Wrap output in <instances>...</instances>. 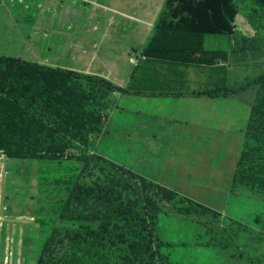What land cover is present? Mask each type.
<instances>
[{"label": "trees", "instance_id": "16d2710c", "mask_svg": "<svg viewBox=\"0 0 264 264\" xmlns=\"http://www.w3.org/2000/svg\"><path fill=\"white\" fill-rule=\"evenodd\" d=\"M239 11L236 0H165L126 88L103 77L0 55V153L10 160L59 166L69 161L77 178L72 186L64 184L67 192L57 201L54 213L49 206L43 207L49 197L38 201L36 223L45 229L46 241L36 264H165L157 257L159 239L150 217L161 207L147 212L152 206L149 194L159 190L155 197L169 203L176 195L98 156L110 121L108 98L116 93L127 98L175 96L173 73L186 77L192 68L227 80L224 66L232 58L237 64L241 51L257 50L261 40L258 14L253 15L258 35L252 40L235 39L234 48L226 50L214 40L235 35ZM212 42L217 44L212 47ZM253 84L258 90L249 121L242 133L235 134L243 148L232 189L263 196L264 209V75ZM226 90L195 89L192 95L216 99ZM160 135L153 129L144 136L149 137L147 143H155L161 141Z\"/></svg>", "mask_w": 264, "mask_h": 264}, {"label": "rangeland", "instance_id": "374dc122", "mask_svg": "<svg viewBox=\"0 0 264 264\" xmlns=\"http://www.w3.org/2000/svg\"><path fill=\"white\" fill-rule=\"evenodd\" d=\"M236 4L239 5L240 12L245 18L251 17L252 24L253 15L258 14L255 20L261 29L256 28L260 30V36L264 39V0H236ZM27 22L32 24L30 21ZM126 24L128 25V23L115 22V27L122 29V32L117 36V44L120 46L133 43L130 37V27L129 25L126 27ZM236 24L239 35H244L240 29L241 23ZM47 33L49 30H44L40 35ZM216 41H225L228 43L227 48H231L229 37H220ZM139 44L140 41L138 40L134 45L139 46ZM211 45L213 47L215 42H212ZM103 46L106 44L103 43ZM145 47L142 48L141 52ZM4 48V46H0L1 55L14 56L9 52L10 49L3 50ZM263 50L264 48H260L254 56L258 62L251 63L250 70L244 72L243 80L248 79L249 84L264 75V56L261 54ZM61 55L66 56V54H54V60L51 63H43L39 66L44 68L58 67L70 71L65 68V65L59 63L58 57ZM47 56V53L43 54V57ZM241 56V60H246V55L241 54ZM19 58L32 64H40L37 61L27 59L26 56ZM241 79L242 76L239 75L238 80L241 81ZM220 80L222 78L219 76L211 78L198 76L192 81V86L215 85ZM123 87L125 84L121 86V88ZM254 88L255 86L252 85L249 92L245 94L233 89L234 93L227 96L228 101L231 102L229 115L232 119L237 120L241 116L248 117L249 112L244 108L245 102L242 100L250 96V107H252L251 96ZM109 98L108 100H110ZM168 101L164 100L162 106H165ZM149 105H151V101L146 99L142 107L134 114H130L133 117L128 124L123 122L121 114L117 115L116 121L107 128L106 143L103 145V151H99L98 154L110 164L174 190L208 210L220 209L237 215L246 213L244 222L256 227L258 233L260 225L256 215L259 213L264 217L263 199L258 195L233 191L232 179L229 176L230 169L235 163L234 159H238L239 151L241 152L243 148V145L235 140V133L227 131L224 135L223 144L204 141L185 145V140L177 141L170 137L173 136V133L176 135V123H173L171 127L166 128L165 133L160 135V142L147 143L149 137L138 135L137 129H134L136 122L134 116L139 115L141 117L139 122L142 125V111L145 106ZM181 131L184 135L183 127H181ZM229 137H232L231 140L228 139ZM210 138L213 140L214 136ZM128 139L132 140L133 143L129 144ZM60 164L62 165L59 166L57 162L34 163L30 160H7L6 194L9 191V194L13 195L15 203H19L21 206L33 205L36 210L35 202H42V198L47 196L49 197L47 201H50V209L54 213L57 201L63 198L67 192L64 184L68 182L72 186V183L77 179L69 161H63ZM20 168L22 170H19ZM33 168H36L34 173H32ZM58 182L62 183L60 187H57ZM237 208L242 209L237 210ZM195 210L200 213H194L193 217L190 218L178 216L171 209H162L157 214H150L159 239L157 242L159 254L167 264H213L210 262L213 253L215 252L217 258L220 257L222 247H219L220 243L217 244L215 239L217 237V231L214 229L216 220L210 213H203V208ZM53 218L51 225H53ZM36 232L41 234V237H37L35 240L30 237V239L35 242V250L41 252L46 241L43 238L45 229ZM6 234L7 229L4 231V237ZM250 235L251 231L247 230L242 234L241 239Z\"/></svg>", "mask_w": 264, "mask_h": 264}, {"label": "crops", "instance_id": "0c3cea01", "mask_svg": "<svg viewBox=\"0 0 264 264\" xmlns=\"http://www.w3.org/2000/svg\"><path fill=\"white\" fill-rule=\"evenodd\" d=\"M164 1L0 0V46L5 47L3 50L10 49L9 52L15 57L20 54L19 57L26 56L27 59L41 64L51 63L54 54H66L59 56L58 59L68 70L101 76L117 86L128 85L133 59L138 58L142 48L152 37ZM237 21L241 23L240 29L245 35L253 36L254 30L245 18L239 15ZM115 22L128 23L132 44L124 46L117 44V36L122 29L115 27ZM128 25L126 24V27ZM44 30H49V33L40 35ZM138 40L139 46L134 45ZM103 43L106 46L102 47ZM220 45L225 47V50L228 47L225 41H220ZM44 53L48 56L43 57ZM246 63L241 60L239 65H247ZM238 69L243 70L244 66ZM230 71H233V67ZM199 73L204 75V72ZM206 73L211 75V72ZM221 74L224 75V72ZM194 77V70L187 72L186 77L173 73L176 90L175 96L169 98H112L113 110L109 111L110 121L107 128L116 121L119 114L124 123H130L133 117L130 114H134L148 99L151 105L145 106L142 111V125L139 122L141 117L134 116L136 132L146 135L157 129L158 133L163 134L167 127L176 123V135L173 133L170 137L173 140L184 141L181 127L186 130L188 123L201 125L211 116L207 112L211 107L209 102L190 96L196 89L191 87ZM164 100L169 101L162 106ZM126 117L128 120H125ZM102 138L98 148L106 143V138L103 140ZM5 198L7 217L23 218L26 221H17L25 222L22 224H12L11 233H7L6 238H3L4 233L0 235V264H35L29 257L34 254L38 257L39 254L33 242V239L41 237V234L36 232L37 230L41 232V223H36L39 220L38 201L35 202L36 210L33 205L21 206L15 203L9 191L7 194L5 191ZM44 206H49L50 210L49 203ZM25 246L31 251L26 259L23 254ZM10 251H13L11 259L8 257Z\"/></svg>", "mask_w": 264, "mask_h": 264}, {"label": "clouds", "instance_id": "9594fccd", "mask_svg": "<svg viewBox=\"0 0 264 264\" xmlns=\"http://www.w3.org/2000/svg\"><path fill=\"white\" fill-rule=\"evenodd\" d=\"M239 15L242 16L243 18H245L241 14V12L239 11V14L236 16V19H235V35L234 36H215V37H213L214 40H217L220 37H229L231 39V48H234V43H235L234 40L235 39H240V38L244 37L246 39L249 38L252 40L253 38L257 37V35H258L257 28L254 27V25L252 24V19L250 16H249V19L248 18H245V19L248 21V23L250 24V26L254 30L253 36H247L245 34L239 35V32L237 31L238 25L236 24V23H238L237 17ZM259 37L261 38L260 31H259ZM260 48H264V39H262V38L259 41V43L257 44V50H255V51H241V54L247 56L246 60H244L245 62H247L246 63L247 65H243L244 66L243 70L238 69L239 67L240 68L243 67V66L239 65V63L241 61V57H242L241 54H238L239 57L237 59V62H238L237 64L234 63V58H232V60L230 61V64H226L224 66L226 73H227V82H223V79H222V80L218 81L215 85H209V86L208 85H201V86H196V87L193 86L194 88H196V90L201 91V92H205V91L214 92L217 89L218 90H226L227 89L226 90L227 93L222 94L220 97H217L216 99H200L202 101H206V102H209L211 104V107L209 109H207V112L210 113L211 116L208 120L203 122L201 125L188 123L187 129L185 130V134L182 135L184 140H185V145L186 144L190 145V144L201 143L204 141H207V142L211 141L215 144H222V143H224V135L226 134L227 131H231V132L236 134V133H242V131L245 130L246 125L249 121L250 111L252 108V107H250V96H249V98H243V100H242L243 102H245L244 108L249 112L248 117L241 116L237 120H235L234 118L232 119L231 116L229 115V108L231 107V102L228 101L229 99L227 98V96L229 94L234 93L233 89L237 90L238 92H243L245 94V93L249 92L250 87L252 85H254L253 83L257 80V78L252 84H249L248 79L243 80V77H244V72L250 70L251 63L254 64V63L258 62L254 56L260 50ZM140 54H141V52L139 53V56L137 59H135V60L133 59V62H132L133 69H132L130 76L132 75L135 68L137 67V64H138L139 59H140ZM261 54H262V56H264V50L262 51ZM5 56H9V57H13V58H19V57L10 56V55H5ZM38 65H41V63ZM232 67H233V71L230 73V69ZM55 69H60V68H55ZM199 69L200 68L190 69V70H194V72H195V77L193 78V80L198 76L206 77V78H211V77L217 76L215 73L209 75L204 71H199ZM61 70H65V69H61ZM65 71H67V70H65ZM72 72H74V71H72ZM199 72H204V75H201ZM75 73H78V72H75ZM80 74H83V73H80ZM83 75H87V74H83ZM239 75L242 76L241 81L238 80ZM93 76H97V75H93ZM130 76H129V79H130ZM99 77H101V76H99ZM105 79H107V78H105ZM129 79H128V81H129ZM107 80L110 81L109 79H107ZM110 82H112V81H110ZM113 84H115V83H113ZM128 84H129V82H128ZM115 85L117 86V84H115ZM127 86L128 85H125V87H123V88H126ZM254 86H255V88L252 90L253 95L251 96V103L253 102V100L255 98V91L258 90L257 86L256 85H254ZM117 87L121 88V86H117ZM242 88L244 90H241ZM194 93H196V92H194ZM194 93H192V94H194ZM192 94L190 96L195 97ZM185 96H188V95H185ZM112 98H127V97H121L119 94L116 93L114 95V97H112ZM112 98H110V100L108 101L109 107L106 110V114L108 116H110L109 111L113 110L112 105H111V99ZM184 98H186V97H184ZM187 98H190V97H187ZM205 98H209V97H205ZM245 106H247V107H245ZM106 129H107V126L105 128V135L102 138V140L104 138H106ZM175 133H176V130H175ZM211 136H214L213 140H211V138H210ZM102 148H103V145H101V147H99L97 149V151L98 152L101 151ZM184 150H185V148L183 149V151ZM98 156H100V155L98 154ZM7 160H10V159H8L3 152L0 153V163H1L0 166L2 165L1 171H0V200L2 201V205L4 206V209H5V217H7L6 205H5V200H6V198H5V183H6V177L8 174ZM234 160H235L234 166L231 167L230 172H229V176L232 179V185H233V181H234V179H233L234 173L236 172V166H237L236 161H238V159H234ZM35 163H39V162H35ZM19 170H22V168H20ZM35 171H36V168L35 169L33 168L32 173H34ZM146 181L148 184H152L155 187H160L161 189L169 191V192L173 193L174 195H176V199L173 200L171 203H169V202H165V201L160 202L159 199L155 197V195L158 193L159 190H156L155 192L150 193L149 197L152 199V206H149L148 211H147L148 213L155 210V208L161 207V210L162 209H171L178 216L190 218V217H193L194 213H196V214L200 213L199 211H196L195 209L200 210V208H203V210H204V211H202L203 213H210L213 216V218L216 220V223L214 225V229H216V231H217V235H216L217 237H215V239L217 241V244L220 243L219 247H222V249L220 250V257L219 258L216 257L215 252L213 253V257L210 259L211 263H213V264H264V217H262L261 214L258 213L256 215V219L260 225V227L258 229V233H257L256 227H252L248 223L244 222L246 213L241 214V215H237V214L227 213L226 211L220 210V209L208 210L207 208L203 207L201 204L197 203L196 201H193L192 199H189V198L185 197L184 195L177 193L174 190L166 188V187H164L158 183H154V182H151L148 180H146ZM248 194H250V193H248ZM258 196L263 199V196H261V195H258ZM241 209H237V210H241ZM179 210H182V212L179 213ZM187 210H189L188 213H187ZM150 214H153V213H150ZM4 218H2V219H4ZM7 218H9V217H7ZM9 219H17V220H25L26 221V219H23V218H9ZM223 221H224V223H223ZM17 223L22 224L25 222H17ZM26 223H28V222H26ZM12 224H16V223L4 225V227L2 228L3 232H1L0 235L2 233H4V231L6 229H7V233H11L10 226H13ZM247 230L251 231V235L249 237L241 239L242 234ZM5 237L3 235V238H5ZM29 252H31V251H29L28 248H26V246H25L23 248L24 259H26V257H29ZM8 257H10V259L13 257V251H10V253L8 254ZM157 257L160 259L161 262L167 264L161 258L160 254H157ZM29 258L32 259L33 262L36 264L38 257L35 254ZM8 261L10 262V260H8Z\"/></svg>", "mask_w": 264, "mask_h": 264}, {"label": "water", "instance_id": "95a60500", "mask_svg": "<svg viewBox=\"0 0 264 264\" xmlns=\"http://www.w3.org/2000/svg\"><path fill=\"white\" fill-rule=\"evenodd\" d=\"M1 167L2 165L0 166V171H1ZM4 217H5V209H4V206L2 205V201L0 200V218H1L0 219V233L3 232L2 228L4 227V225L11 224V223H17V221H25V220L9 219L7 217L5 218Z\"/></svg>", "mask_w": 264, "mask_h": 264}, {"label": "bare ground", "instance_id": "6f19581e", "mask_svg": "<svg viewBox=\"0 0 264 264\" xmlns=\"http://www.w3.org/2000/svg\"><path fill=\"white\" fill-rule=\"evenodd\" d=\"M5 175V174H4Z\"/></svg>", "mask_w": 264, "mask_h": 264}]
</instances>
